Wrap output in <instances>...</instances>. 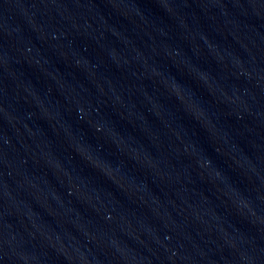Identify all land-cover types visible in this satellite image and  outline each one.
Here are the masks:
<instances>
[{"label": "water", "instance_id": "obj_1", "mask_svg": "<svg viewBox=\"0 0 264 264\" xmlns=\"http://www.w3.org/2000/svg\"><path fill=\"white\" fill-rule=\"evenodd\" d=\"M0 264H264V0L0 156Z\"/></svg>", "mask_w": 264, "mask_h": 264}]
</instances>
